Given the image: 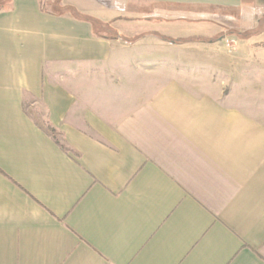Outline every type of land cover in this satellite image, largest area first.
Instances as JSON below:
<instances>
[{"label":"crops","instance_id":"0c3cea01","mask_svg":"<svg viewBox=\"0 0 264 264\" xmlns=\"http://www.w3.org/2000/svg\"><path fill=\"white\" fill-rule=\"evenodd\" d=\"M262 1H3L0 264H264Z\"/></svg>","mask_w":264,"mask_h":264},{"label":"trees","instance_id":"16d2710c","mask_svg":"<svg viewBox=\"0 0 264 264\" xmlns=\"http://www.w3.org/2000/svg\"><path fill=\"white\" fill-rule=\"evenodd\" d=\"M3 1L4 0H0V9L2 7H4V2ZM87 19L90 20L89 18H87ZM91 21H95V20L91 19ZM263 26H264V16H263V18L259 19V22H258L257 27L255 29L249 30V32L246 33L244 36L242 34H239V33H237V34L239 36H243V37L246 38V37H248V36H250L252 34H255L258 31H260L263 28ZM99 35L104 37V38H112V39H117V38L121 37V35L114 28H109V27L107 28V27H105L103 25L101 26V30H100V34ZM165 39L174 41L176 43H183L185 41H188V40H184V39H170V38H166V37H165ZM45 128L50 133H52V134L54 133V130L49 125H47Z\"/></svg>","mask_w":264,"mask_h":264},{"label":"rangeland","instance_id":"374dc122","mask_svg":"<svg viewBox=\"0 0 264 264\" xmlns=\"http://www.w3.org/2000/svg\"><path fill=\"white\" fill-rule=\"evenodd\" d=\"M262 3L264 5V0L262 1ZM259 19H258V22H259ZM258 22H257V24H258ZM239 27H240V25H238V24L227 23V25L224 26V29H223L221 37H220V40L222 41V43H223L224 37L233 38L235 40V46H234V48H235L238 41L240 39L245 38L243 36L249 32V29H243V27H240V28ZM237 33L242 34L243 36H239ZM175 39H179V38H175ZM223 45H224V43H223ZM234 48H231V49L226 48V49L229 51H232Z\"/></svg>","mask_w":264,"mask_h":264},{"label":"built area","instance_id":"2783aa9c","mask_svg":"<svg viewBox=\"0 0 264 264\" xmlns=\"http://www.w3.org/2000/svg\"><path fill=\"white\" fill-rule=\"evenodd\" d=\"M223 43L227 49L234 48L235 46V40L233 38L224 37Z\"/></svg>","mask_w":264,"mask_h":264}]
</instances>
